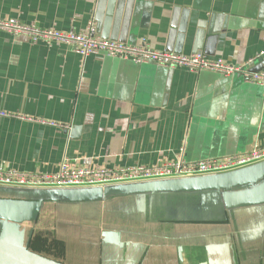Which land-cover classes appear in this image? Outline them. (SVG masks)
Returning a JSON list of instances; mask_svg holds the SVG:
<instances>
[{
  "label": "crops",
  "instance_id": "1",
  "mask_svg": "<svg viewBox=\"0 0 264 264\" xmlns=\"http://www.w3.org/2000/svg\"><path fill=\"white\" fill-rule=\"evenodd\" d=\"M0 18L75 32L93 21L107 40L253 61L248 69L264 72V0H0ZM0 111L70 127L0 117V167L22 172L55 173L64 160L197 162L264 145V88L244 76L103 53L82 58L70 46L6 33ZM228 193L77 201L74 193L0 187V237L62 264H264V180Z\"/></svg>",
  "mask_w": 264,
  "mask_h": 264
},
{
  "label": "built area",
  "instance_id": "2",
  "mask_svg": "<svg viewBox=\"0 0 264 264\" xmlns=\"http://www.w3.org/2000/svg\"><path fill=\"white\" fill-rule=\"evenodd\" d=\"M0 33L13 37H26L32 43L48 46L60 43L70 46L82 58L96 54H106L112 58L131 61L137 65L155 64L161 68H184L196 73L212 72L225 77L244 76L251 84L264 88V72H251L245 65H233L223 59H212L204 54L181 55L156 50L147 40L138 45H129L102 38L92 21L85 31H58L37 25L26 24L18 19L0 18ZM0 117L26 120L53 128L68 130L67 124L11 114L0 111ZM264 162V145H255L244 154L222 158L188 162L183 155L176 159L155 165H135L119 167H77L64 160L55 173H31L0 167V187L27 190H81L106 189L139 183L182 180L216 176L241 170Z\"/></svg>",
  "mask_w": 264,
  "mask_h": 264
},
{
  "label": "water",
  "instance_id": "3",
  "mask_svg": "<svg viewBox=\"0 0 264 264\" xmlns=\"http://www.w3.org/2000/svg\"><path fill=\"white\" fill-rule=\"evenodd\" d=\"M264 180V162L234 172L182 180L113 186L106 189L55 190L70 194L71 200L96 201L114 196H145L149 194H180L223 192L229 199V191L247 189ZM105 237L118 240V233H105ZM0 264H62L29 251L26 247L0 237Z\"/></svg>",
  "mask_w": 264,
  "mask_h": 264
},
{
  "label": "rangeland",
  "instance_id": "4",
  "mask_svg": "<svg viewBox=\"0 0 264 264\" xmlns=\"http://www.w3.org/2000/svg\"><path fill=\"white\" fill-rule=\"evenodd\" d=\"M141 212H142V211H141ZM150 215H152V213H151ZM127 218H128V215H127ZM151 219H152V218H151ZM124 221H126L127 223H130L129 218H128L127 220L125 219ZM189 249H190V248H187V250H186V254H187V252L189 251Z\"/></svg>",
  "mask_w": 264,
  "mask_h": 264
}]
</instances>
